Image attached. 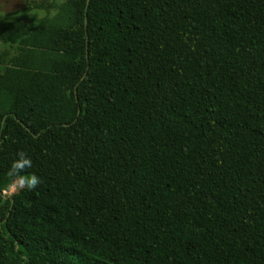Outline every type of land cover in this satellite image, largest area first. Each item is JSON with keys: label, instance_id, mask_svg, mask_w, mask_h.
<instances>
[{"label": "trees", "instance_id": "1", "mask_svg": "<svg viewBox=\"0 0 264 264\" xmlns=\"http://www.w3.org/2000/svg\"><path fill=\"white\" fill-rule=\"evenodd\" d=\"M0 264H264V0L0 16Z\"/></svg>", "mask_w": 264, "mask_h": 264}, {"label": "clouds", "instance_id": "2", "mask_svg": "<svg viewBox=\"0 0 264 264\" xmlns=\"http://www.w3.org/2000/svg\"><path fill=\"white\" fill-rule=\"evenodd\" d=\"M18 159L13 161L11 164V168L8 172V176L12 177V183L7 186L4 191L7 194H15L17 191L27 188L28 190H32L38 186L41 182L40 179L34 175H21L26 168H30L32 166V162L30 159L26 158V154L24 152L17 153Z\"/></svg>", "mask_w": 264, "mask_h": 264}, {"label": "rangeland", "instance_id": "3", "mask_svg": "<svg viewBox=\"0 0 264 264\" xmlns=\"http://www.w3.org/2000/svg\"><path fill=\"white\" fill-rule=\"evenodd\" d=\"M60 2L61 0H0V16L10 13L13 11H21L22 9H27L34 5H39L41 3H48V2ZM45 17V13L42 10H32L27 14H22L21 19L26 24H34L36 19H41ZM26 199L29 198L30 190L27 188L21 189L19 191ZM5 197H9L11 194H7L3 192Z\"/></svg>", "mask_w": 264, "mask_h": 264}, {"label": "water", "instance_id": "4", "mask_svg": "<svg viewBox=\"0 0 264 264\" xmlns=\"http://www.w3.org/2000/svg\"><path fill=\"white\" fill-rule=\"evenodd\" d=\"M65 126V125H64Z\"/></svg>", "mask_w": 264, "mask_h": 264}]
</instances>
